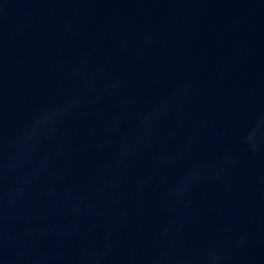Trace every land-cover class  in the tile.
<instances>
[{"label":"water","instance_id":"1","mask_svg":"<svg viewBox=\"0 0 264 264\" xmlns=\"http://www.w3.org/2000/svg\"><path fill=\"white\" fill-rule=\"evenodd\" d=\"M0 264H264V0H0Z\"/></svg>","mask_w":264,"mask_h":264}]
</instances>
